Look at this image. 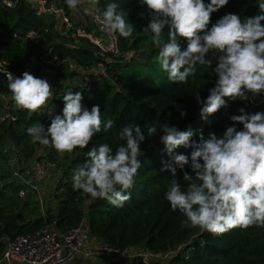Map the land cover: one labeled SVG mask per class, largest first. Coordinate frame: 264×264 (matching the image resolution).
Here are the masks:
<instances>
[{
	"label": "trees",
	"instance_id": "1",
	"mask_svg": "<svg viewBox=\"0 0 264 264\" xmlns=\"http://www.w3.org/2000/svg\"><path fill=\"white\" fill-rule=\"evenodd\" d=\"M40 1L46 8L61 9L65 17L70 18L71 7L65 0ZM13 2L12 7L0 5V61L7 64L8 71L16 77L27 71L40 78L42 67H50L58 59L71 61L83 70L101 65L104 77L92 78L83 84L57 83L53 93L54 114L62 109L63 102L59 97L66 90L81 91L84 96L82 103L89 109L93 105H100L102 122L110 119L114 124L107 132L102 130L94 135L86 148L77 147L71 156H59L51 146L33 143L26 133V128L38 121L47 125L50 122L47 109L54 106L46 107L29 118L26 110L15 107L6 77L0 73V114L7 104L11 113L17 116L15 121H0V160L9 156L8 150L11 148L16 149L27 162L53 163L56 169L62 170L50 198L54 206H48L45 212L40 210L35 191L29 190L25 197H20L21 185L10 182L9 178L7 180L8 173L0 175V239L30 234L52 222L56 229L65 232L86 219L92 237L116 248L135 251L142 248L154 256L167 254L165 264H264V227L233 228L215 235L182 224L186 218L179 211L171 209L165 192L173 180L182 187H186L187 182L179 169L176 177L170 172L161 171V162L168 160V156L159 141L162 134L159 130L141 144L142 166L130 189L131 199L123 207L116 208L104 199L93 200L90 195L72 188L73 170L84 163L87 151L104 143L115 151L123 143L118 139L123 126L138 124L145 133L147 127L156 125L159 128L163 123L174 125L179 130L191 128L194 132L191 139L198 142L201 134L205 138L209 133L222 136L226 127L234 123L230 117L239 115L240 108L248 113L264 111V96L251 95L249 100L243 101L225 98L228 101L226 107L202 120L195 93L198 92L203 99L208 95V89L214 86L216 76L212 68L216 56L209 53L206 59L212 62L211 66L197 65L194 75L189 76L186 83L170 82L167 73L160 67L158 47L152 42L150 34L143 31L151 12L139 0H115L119 9L127 14L126 18L133 24L134 31L128 38L116 33L122 55L107 59L96 54L97 49L89 39L72 37L70 32L60 34L54 20L48 21L45 17L48 15L40 13L31 0ZM109 2L112 0H99L97 9L102 12ZM258 11L256 0H229L226 6L211 14V21L214 23L226 13H236L242 18L253 17ZM29 33L36 37L30 39ZM161 38L167 39V28ZM184 46L186 42L181 38L182 49ZM67 75L57 68L56 78ZM181 110L186 111V116H180ZM235 123L238 130L242 128L238 122ZM41 148L49 149L46 150L47 155H43L45 160L36 158V152ZM191 150L179 147L176 151L189 154ZM184 171H190L188 166ZM3 249L4 244L1 243L0 254ZM141 253L139 251L137 254ZM106 259L109 261L105 264H160L154 259L143 262L139 255L129 260ZM77 262L97 264L94 260Z\"/></svg>",
	"mask_w": 264,
	"mask_h": 264
},
{
	"label": "clouds",
	"instance_id": "2",
	"mask_svg": "<svg viewBox=\"0 0 264 264\" xmlns=\"http://www.w3.org/2000/svg\"><path fill=\"white\" fill-rule=\"evenodd\" d=\"M76 8L80 0H65ZM99 3V0H94ZM151 12V18L143 31L150 34L158 47L160 67L173 83H186L194 75L197 65H209V53L216 56L212 73L216 79L201 98L195 93L200 105L202 120L227 106V100H249L264 96V0H256L258 13L253 17H241L226 13L214 23L211 14L229 3V0H139ZM143 15V14H141ZM127 14L119 9L115 0L107 3L96 17L108 33L120 37L132 36L133 24ZM167 28V39L161 38ZM35 38V34H30ZM181 38L186 46L181 47ZM0 73L6 77L14 105L27 111L28 117L48 105L53 97L52 86L46 79L34 77L25 71L14 77L7 64H0ZM63 107L54 114L56 106L48 108L49 123L40 121L28 126L26 133L33 143L51 146L57 152L71 153L86 148L92 138L102 130L107 132L114 121L102 122L100 105L90 109L82 101L81 91L66 90L62 97ZM232 115L234 123L226 127L222 136L209 133L200 135L198 142L191 138V128L179 130L163 123L147 127L129 124L118 133L119 144L115 151L104 143L92 147L86 153L84 163L72 174V188L90 195L93 200L104 199L112 206L121 208L131 199L130 189L142 166L141 144L146 138L159 136L168 160H162L161 171L176 177L177 169L183 172L182 187L176 180L165 192V199L173 211L186 218L182 224L198 227L201 232L221 235L233 228L264 227V111L248 113L239 109ZM180 116H186L181 110ZM242 125L237 129L236 123ZM179 147L191 148L189 154L178 153ZM188 166L190 171H184Z\"/></svg>",
	"mask_w": 264,
	"mask_h": 264
},
{
	"label": "built area",
	"instance_id": "3",
	"mask_svg": "<svg viewBox=\"0 0 264 264\" xmlns=\"http://www.w3.org/2000/svg\"><path fill=\"white\" fill-rule=\"evenodd\" d=\"M14 3L13 0H0L2 6L12 7ZM33 4L36 5L40 13L63 12L61 9L46 8L40 0H36ZM73 9L71 8V12ZM100 13L98 9L87 13L88 29L75 26L66 20L68 32L72 37L89 39L97 49L96 54L104 59L121 56L117 34L108 33L96 20ZM30 34L33 33H29L28 36ZM30 39L33 38L30 37ZM57 62L62 64L64 60L58 59ZM0 64L3 63L0 61ZM70 66L76 67L72 62H70ZM101 72L103 74V68ZM13 76L16 77L14 74ZM101 77H104V74ZM251 95L250 93V97ZM16 119L17 116L11 113L9 105L5 104L0 114V121L11 122ZM55 168L53 163L46 164L44 161L38 163L35 161L29 172L13 170L9 181L21 185L20 197H25L29 190L35 191L36 199L41 206L40 182L50 173L51 169ZM4 246L7 249L0 264H69L79 261L77 259L93 256L129 260L136 255H139L143 262H147L153 255L148 252L137 254L139 251L112 247L102 240L92 237L86 219L81 220L76 226L65 232L56 229L52 222L30 234L15 236L13 239H9Z\"/></svg>",
	"mask_w": 264,
	"mask_h": 264
},
{
	"label": "rangeland",
	"instance_id": "4",
	"mask_svg": "<svg viewBox=\"0 0 264 264\" xmlns=\"http://www.w3.org/2000/svg\"><path fill=\"white\" fill-rule=\"evenodd\" d=\"M32 2H36V0H31ZM82 2L83 0H80V3L77 5L76 9H78L77 11H72L70 18H66L65 14L63 12H54V13H46V12H42V14H46L48 16H45L48 21H52L54 20L56 28L58 30V32L60 34H67L68 33V29H67V21L73 23L75 26L81 27V28H88L89 26L86 25V12L89 9H86L82 6ZM76 12V14L74 13ZM88 26V27H87ZM70 62L71 61H64V63H58L55 62V64H52L50 67H47L46 65H44L40 71V78L46 79L49 84L52 86V92L54 93L57 83L61 82L62 84H83L85 83L87 80L92 79V78H96V77H101L102 72L100 71V69H97V67L93 70L90 69L89 70H83L80 67H71L70 66ZM57 68L62 69V71L66 72V74H68L66 77L58 79L55 77V73ZM71 71L76 72L77 74H73L71 73ZM248 96H250V92L248 93ZM55 105V100H54V94L53 97L50 98L48 105L45 106L46 107H50V106H54ZM47 149L41 148L38 149L36 152V158L39 157L42 160L44 159L43 155H47ZM55 150V149H53ZM9 156L6 157V159L4 160H0V175H5L7 174V180L8 178H10L11 173L13 170H21V171H26L29 172L33 163L35 162L34 160L27 162L23 157H20V155L17 153L16 149H11L9 148ZM55 152L60 156L63 155H67V156H71V153H59L55 150ZM38 155V156H37ZM34 161V162H33ZM62 170L60 169H51L50 173L47 174L44 179L42 180V182H40V186H39V191L40 194L42 196V203L40 208L42 207V212H45L46 208L48 206H54L51 201V195L53 193V190L56 186L57 181L60 179V177L62 176ZM6 180V181H7ZM51 203V204H50ZM137 250H139L140 252H145L142 248H138ZM167 254H159V255H152L150 259H154L155 261H157L160 264H165V256ZM81 262H88V261H95L97 264H105L107 263L109 260L106 258H102V257H88L85 259H77ZM69 264H78V262L74 261L71 262Z\"/></svg>",
	"mask_w": 264,
	"mask_h": 264
},
{
	"label": "crops",
	"instance_id": "5",
	"mask_svg": "<svg viewBox=\"0 0 264 264\" xmlns=\"http://www.w3.org/2000/svg\"><path fill=\"white\" fill-rule=\"evenodd\" d=\"M82 6L84 7V8H86V9H89L87 12H86V17H87V13H89L91 10H94V9H97V3H94V1L93 2H86V1H84L83 0V2H82ZM74 11H77L78 9H76V8H74L73 9ZM72 10V11H73ZM75 14H76V12H74ZM86 23H87V18H86ZM87 25V24H86ZM76 66V65H75ZM77 67V66H76ZM102 66L101 65H99L98 67H97V69H100V71H102ZM95 69V68H94ZM91 70H93V69H91ZM90 71V70H89ZM73 74H77L76 72H74V71H71Z\"/></svg>",
	"mask_w": 264,
	"mask_h": 264
},
{
	"label": "water",
	"instance_id": "6",
	"mask_svg": "<svg viewBox=\"0 0 264 264\" xmlns=\"http://www.w3.org/2000/svg\"><path fill=\"white\" fill-rule=\"evenodd\" d=\"M8 240H9L8 238H1V239H0V244L2 243V244H4V245H6L7 242H8ZM6 249H7V247L4 246V249H3L2 253L0 254V260L2 259L4 253L6 252Z\"/></svg>",
	"mask_w": 264,
	"mask_h": 264
}]
</instances>
